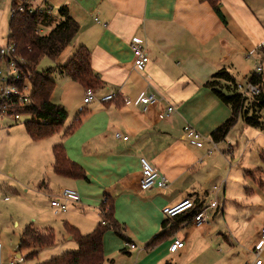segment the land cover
Returning <instances> with one entry per match:
<instances>
[{"label": "crops", "instance_id": "obj_1", "mask_svg": "<svg viewBox=\"0 0 264 264\" xmlns=\"http://www.w3.org/2000/svg\"><path fill=\"white\" fill-rule=\"evenodd\" d=\"M13 4L14 0H0V47L8 43ZM29 5L34 10L50 9L51 20L41 28L42 34H47L44 28L52 30L62 21L61 7L69 9L80 30L58 64H66L85 46L100 82L92 102L84 103L83 96L76 107L65 99L59 103L75 113L69 124L67 119L45 139L35 141L29 136L27 140L35 143L26 159L32 171L43 170L39 186L47 203L64 188L81 195L79 203L68 202V209L56 214L63 223L84 234L96 229L101 220L107 224L101 209L108 196L117 229L104 233V264H255L259 259L264 264V246L257 248L264 226V161L260 156L264 148L257 145L246 160L237 158L240 172L233 189L225 186L221 167L231 165L230 156L235 158L231 135L242 136L244 127L217 142L220 151L208 152L213 146L212 132L232 116V109L206 86L222 69L234 77L242 74L248 81L254 71L246 76L247 69L264 43V0H219L222 15L212 0H32ZM134 37L142 39L147 52L144 70L134 67ZM80 88L85 95V87ZM110 92L120 93L119 97L100 101ZM143 92L153 93L158 104L148 111H143V105L124 104V97L136 100ZM168 105L175 112L159 119L158 114ZM81 110L80 124L66 133ZM187 124L211 144L202 148L190 145L184 136ZM116 133L129 139L117 138ZM57 143L85 170L87 179L55 172L53 147ZM141 158L167 176L166 188L141 190ZM185 197L194 199L200 210L207 208L206 223L197 225L192 214L172 219L163 214L164 207ZM67 236L66 241L75 240ZM176 238L185 244L171 252ZM56 245L40 251H52ZM77 245L67 244L50 254L55 258L69 252L66 250H78ZM57 251L60 255L55 256ZM47 255L45 259L51 256ZM12 258L24 262L19 245L3 262L9 264Z\"/></svg>", "mask_w": 264, "mask_h": 264}, {"label": "trees", "instance_id": "obj_2", "mask_svg": "<svg viewBox=\"0 0 264 264\" xmlns=\"http://www.w3.org/2000/svg\"><path fill=\"white\" fill-rule=\"evenodd\" d=\"M217 1L212 0L217 12L221 13ZM25 6V11H17L12 15L9 25V41L16 44V54L20 59L22 71L29 77L31 83V101L27 105L19 103L1 102L0 116L15 114H32L34 118L25 123L29 136L35 140H42L52 136L65 124L68 119V110L61 104L52 101L56 82L52 74L59 71L79 83L85 89L95 88L100 85L97 73L94 71L91 62V52L85 46H80L66 64H58L55 69L49 68L38 71V65L44 58L58 61L66 48L73 42L80 30V25L71 16L66 6L60 8L62 21L47 34L41 33V28L50 20L47 8L41 11L30 12V5L26 0H14L13 8ZM0 47V51H1ZM1 64V52H0ZM248 83H253L260 88V93L254 96H245L238 92V84L235 77L226 69L218 71L206 86L211 88L220 99L232 109V116L216 128L211 136L216 142L224 141L231 129L242 120L244 124L260 128L264 131V73L253 72ZM231 91V93L229 92ZM82 110L76 115L66 133H72L80 124ZM54 163L53 168L59 175L71 178L87 179L85 170L76 162L71 161L65 152L62 143L53 147ZM264 161V150L260 152ZM102 205V220L99 226L92 232L84 234L72 225H65L67 233L78 243V250L66 252L58 257L38 264H104L105 255L103 248L104 233L108 229H117L113 220V205L108 196ZM199 210V208H198ZM198 210L191 213L195 216ZM160 236H156L149 246L155 245ZM56 241V234L52 228L40 229L33 223L28 225L22 233L19 241V250L28 251L27 257H36L44 247L53 245Z\"/></svg>", "mask_w": 264, "mask_h": 264}, {"label": "rangeland", "instance_id": "obj_3", "mask_svg": "<svg viewBox=\"0 0 264 264\" xmlns=\"http://www.w3.org/2000/svg\"><path fill=\"white\" fill-rule=\"evenodd\" d=\"M55 22L56 21L53 23ZM50 30V26L44 28L45 33H48ZM261 58V52L254 56V63L247 69L249 72L246 76L252 71H256V67L261 61ZM58 63L59 61L44 58L38 65V71H44L49 68L55 69ZM64 63H66V61ZM262 73H264V70ZM235 76L237 84L241 83L245 87L247 86L248 81L244 75L237 74ZM52 77L56 82L52 101L59 104L65 99L73 107L79 105L84 96V92L81 90L80 85L73 82L70 77L61 74L59 71L54 72ZM229 92L231 93V91ZM238 92H240L239 89ZM68 113L67 124H69L75 116V113H73V115L70 111H68ZM21 118L19 122H15L12 115L0 116V240L3 243L2 256L4 261L8 253L18 250L20 236L24 232L26 226L31 222L38 228L48 227L55 231V243H57V245L51 249L52 251H60L62 247L67 244H77L75 240L66 241L68 240V236L65 223L61 220V215H56L54 208L50 205V198L47 203V198L43 194L44 191L39 186L43 170L40 169L39 172L36 173L30 169L31 167L27 162L26 153L29 147L35 143L27 141L29 140V135L26 131L25 123L31 120V117L22 114ZM241 126L244 127V134L242 136L239 134L231 135L232 145H234L235 149V158L233 159L230 156L231 165L227 163V166L221 167L223 182L225 186H227V184L231 185L230 190L231 188L233 189L232 183H234L236 175L238 177V172H240L238 166L239 162H237L236 159L244 157L246 160V158L250 156V150L253 147H257V145L264 148V131L262 129L248 126L240 121L238 125L231 130L233 134L236 131L239 132L243 128ZM247 140L248 145H246ZM204 142L207 143V145L211 144L209 140L204 139ZM231 170H233L232 173H230ZM200 175L201 172L198 171L196 176L200 177ZM239 184L241 183L239 182ZM237 188L240 191L239 186H237ZM241 190L243 191V189ZM5 197H8L9 200L5 201ZM71 250L73 251V249L66 251ZM52 251H40L34 258H27L28 252L23 251L24 262L25 264H33L46 261L54 256L50 254ZM57 253L59 254H55V256L60 255V252L57 251ZM46 254H48L46 258L51 255L50 258L45 259L44 256Z\"/></svg>", "mask_w": 264, "mask_h": 264}, {"label": "built area", "instance_id": "obj_4", "mask_svg": "<svg viewBox=\"0 0 264 264\" xmlns=\"http://www.w3.org/2000/svg\"><path fill=\"white\" fill-rule=\"evenodd\" d=\"M32 0H26V4H30ZM43 11L42 9H30L32 11ZM25 11V6L21 5L17 9L12 8V15L17 12ZM47 12H50V9L47 7ZM131 47L134 54V67L139 70H144L148 63L147 52L144 48L143 41L139 37H134L131 41ZM260 51L262 53V58L259 64L256 67V72L261 73L264 70V43L260 46ZM1 64H0V101L1 102H12L14 101L23 105H27L31 101V92L32 87L29 82V77L22 71L20 66V59L16 54V44L13 41H9L8 43L1 48ZM238 89L245 96H254L260 93V88L253 84L247 83L245 87L243 84H238ZM118 92H110L102 97H100V101L109 102L113 101L119 97ZM97 98V91L95 88H87L85 90L84 95V103L88 104ZM123 102L126 106H135V105H143V111H148L149 108L158 104L159 100L153 93L143 92L140 96L133 100L129 97H124ZM175 108L172 105H168L163 109L158 117L161 120L167 119L171 117V115L175 112ZM34 118V115L27 114ZM16 121H20L22 118V114L12 115ZM184 136L189 144L196 146L198 148L204 147V137L202 134L195 129L190 124H187L184 127ZM116 137L128 140L129 136L122 135L121 133H116ZM214 150H218V143L213 141V146L208 152H212ZM142 164V179L140 181V188L143 191L152 189L154 187L158 188H166L169 183V179L165 174L160 172L150 161L146 158H141ZM5 201H8L9 198L5 197ZM106 198L103 203L106 202ZM81 201L80 193L72 188H64L60 191V193L51 199V206L54 208L55 213L58 214L60 212L66 211L68 209V202L79 203ZM198 210L196 202L191 197H185L174 205L166 206L163 208L162 212L167 218H177L179 216L188 214L193 212L194 210ZM209 218L207 208L199 209L198 213L194 216V222L197 225H202L207 222ZM105 224V222H103ZM185 242L183 239L176 238L170 246L171 252H176L178 249L184 246ZM264 246V226L261 229L260 240L257 244V248L261 249ZM131 247L134 248L136 245L131 244ZM3 243L0 240V264H4L3 262ZM9 264H23V262L18 258H12L9 261ZM255 264H262V260L259 259L255 262Z\"/></svg>", "mask_w": 264, "mask_h": 264}]
</instances>
